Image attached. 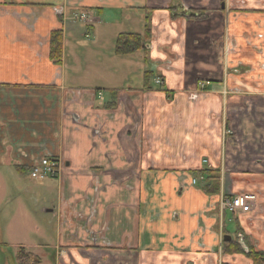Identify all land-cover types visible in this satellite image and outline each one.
I'll return each mask as SVG.
<instances>
[{"label":"crops","instance_id":"obj_1","mask_svg":"<svg viewBox=\"0 0 264 264\" xmlns=\"http://www.w3.org/2000/svg\"><path fill=\"white\" fill-rule=\"evenodd\" d=\"M182 6L209 11L172 17ZM146 16L148 64L118 56ZM46 155L60 177L24 187L48 227L1 242L0 264L9 243L41 264H253L224 242L264 252V0H0L2 177L20 182L16 167ZM243 193L257 197L250 213L220 210Z\"/></svg>","mask_w":264,"mask_h":264},{"label":"rangeland","instance_id":"obj_2","mask_svg":"<svg viewBox=\"0 0 264 264\" xmlns=\"http://www.w3.org/2000/svg\"><path fill=\"white\" fill-rule=\"evenodd\" d=\"M99 32H101L98 36L99 40L106 37L103 35L102 29ZM2 175L0 169V243L6 244L19 238L27 242H33L36 240L35 236L42 233L46 226L48 227V219H50L49 214H43L45 203L33 204L28 199L25 201L27 195L25 194L24 183L33 184L36 180L31 178L29 171L25 175L18 176L20 182L15 177H2ZM30 214H33V217ZM50 240L54 244L55 239L50 238ZM9 244L6 246L5 262L16 264L17 259L13 255L14 250L12 247L16 244Z\"/></svg>","mask_w":264,"mask_h":264},{"label":"trees","instance_id":"obj_3","mask_svg":"<svg viewBox=\"0 0 264 264\" xmlns=\"http://www.w3.org/2000/svg\"><path fill=\"white\" fill-rule=\"evenodd\" d=\"M149 18L146 20L145 34L122 33L119 34L115 44V52L120 57H126L134 54L137 51L143 52L145 61L148 59L147 51L142 50V43L150 40L152 31L150 30ZM63 33L62 31H54L50 36L49 58L55 65H61L63 62ZM153 72L146 71L144 73V86L149 85L152 79ZM107 109L116 108L115 102H110L104 105ZM19 174L25 175L30 169L29 167H16ZM214 171H210L212 173ZM219 183V179H217ZM218 186V184H217ZM216 187V186H215ZM217 188V187H216ZM239 234V233H238ZM242 242L249 246L245 237ZM224 250L226 254L245 255L253 264H264V252L256 250L254 247H249L246 251L236 240L224 242ZM18 264H41V259L32 253H27L23 248L19 250L17 255Z\"/></svg>","mask_w":264,"mask_h":264},{"label":"built area","instance_id":"obj_4","mask_svg":"<svg viewBox=\"0 0 264 264\" xmlns=\"http://www.w3.org/2000/svg\"><path fill=\"white\" fill-rule=\"evenodd\" d=\"M73 21H89V16L86 13H74ZM206 83L200 82L199 87L204 88ZM100 99H103L102 94ZM62 163L49 156H43L35 161L29 170V175L37 181H45L48 179L59 178L62 171ZM223 180V177H222ZM196 180H193V184ZM257 197L254 194H236L231 196H223L220 201V210L229 214H246L252 211L253 204Z\"/></svg>","mask_w":264,"mask_h":264},{"label":"flooded vegetation","instance_id":"obj_5","mask_svg":"<svg viewBox=\"0 0 264 264\" xmlns=\"http://www.w3.org/2000/svg\"><path fill=\"white\" fill-rule=\"evenodd\" d=\"M182 8L183 9H180V8H178V7H174V9H172V8H169V10H174V11H172V17H175V18H177V17H181V18H189V17H196V18H200V17H202V14H204L206 11H209V10H203V9H193V8H191V7H188V8H186V7H184V6H182ZM225 8V4H223L222 5V9H224ZM196 10V11H195ZM149 18V16H146L145 17V26H144V31L141 33V35H144L145 34V29H146V20ZM149 23H150V19H149ZM151 25V24H150ZM150 30L152 31V27L150 26ZM152 34V36H151V38H150V40H148L147 42H143L142 43V50H147V48H148V46H150L151 45V43H152V40H153V32L151 33ZM147 56H148V54H147ZM148 62H149V57H148V59L145 61V63L146 64H148ZM146 72V71H145ZM241 238H237L236 239V241L247 251L248 250V248L251 246V247H253L252 245H246V244H244L243 242H242V240H240ZM235 240V239H234ZM233 240V241H234ZM232 241V240H231Z\"/></svg>","mask_w":264,"mask_h":264},{"label":"water","instance_id":"obj_6","mask_svg":"<svg viewBox=\"0 0 264 264\" xmlns=\"http://www.w3.org/2000/svg\"><path fill=\"white\" fill-rule=\"evenodd\" d=\"M50 211H52V210H50ZM49 211V212H50ZM232 239H231V237L230 236H227V237H225V242H230Z\"/></svg>","mask_w":264,"mask_h":264}]
</instances>
